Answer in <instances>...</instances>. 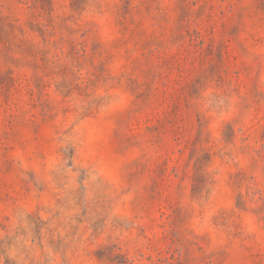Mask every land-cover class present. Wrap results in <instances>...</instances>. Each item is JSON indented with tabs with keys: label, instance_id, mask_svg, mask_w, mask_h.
Returning a JSON list of instances; mask_svg holds the SVG:
<instances>
[{
	"label": "rangeland",
	"instance_id": "obj_1",
	"mask_svg": "<svg viewBox=\"0 0 264 264\" xmlns=\"http://www.w3.org/2000/svg\"><path fill=\"white\" fill-rule=\"evenodd\" d=\"M0 264H264V0H0Z\"/></svg>",
	"mask_w": 264,
	"mask_h": 264
}]
</instances>
